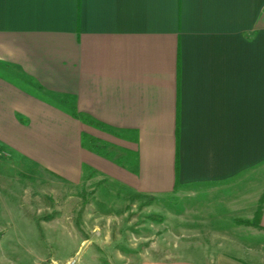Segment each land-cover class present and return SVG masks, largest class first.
I'll list each match as a JSON object with an SVG mask.
<instances>
[{
  "label": "crops",
  "instance_id": "0c3cea01",
  "mask_svg": "<svg viewBox=\"0 0 264 264\" xmlns=\"http://www.w3.org/2000/svg\"><path fill=\"white\" fill-rule=\"evenodd\" d=\"M0 157L71 184L91 169L140 195L262 166L264 0H0ZM14 166L0 159V181ZM233 248L206 264H264L262 247Z\"/></svg>",
  "mask_w": 264,
  "mask_h": 264
},
{
  "label": "rangeland",
  "instance_id": "374dc122",
  "mask_svg": "<svg viewBox=\"0 0 264 264\" xmlns=\"http://www.w3.org/2000/svg\"><path fill=\"white\" fill-rule=\"evenodd\" d=\"M82 141L111 155L97 140ZM37 155L65 172L61 153L45 148ZM69 158L77 161L72 147ZM0 159L16 165L0 181V263L140 264L172 257L206 264L222 252L238 256L237 241L264 252V233L256 226L264 164L227 182L140 195L91 169L71 184L32 164Z\"/></svg>",
  "mask_w": 264,
  "mask_h": 264
},
{
  "label": "trees",
  "instance_id": "16d2710c",
  "mask_svg": "<svg viewBox=\"0 0 264 264\" xmlns=\"http://www.w3.org/2000/svg\"><path fill=\"white\" fill-rule=\"evenodd\" d=\"M73 118H76V119L81 118V119H82V116L76 115V114L74 113V114H73ZM90 125H93V126H96V127L100 128V129L105 130V127H104L103 125L99 124V123H96V122L91 121V122H90ZM83 139H84V138H83ZM259 214H260V209L257 211V216H256V221H257L256 226H257V227H259V226H258Z\"/></svg>",
  "mask_w": 264,
  "mask_h": 264
}]
</instances>
